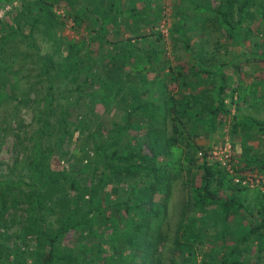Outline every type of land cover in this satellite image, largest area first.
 I'll use <instances>...</instances> for the list:
<instances>
[{"label":"trees","instance_id":"trees-1","mask_svg":"<svg viewBox=\"0 0 264 264\" xmlns=\"http://www.w3.org/2000/svg\"><path fill=\"white\" fill-rule=\"evenodd\" d=\"M6 7L0 264H264V0ZM215 133L229 166L196 141Z\"/></svg>","mask_w":264,"mask_h":264},{"label":"rangeland","instance_id":"rangeland-1","mask_svg":"<svg viewBox=\"0 0 264 264\" xmlns=\"http://www.w3.org/2000/svg\"><path fill=\"white\" fill-rule=\"evenodd\" d=\"M167 3V6H166V10L168 11V4L169 2L168 1H165L164 4ZM3 9V8H2ZM1 9V10H2ZM0 10V16L1 14H3L5 12V10H7V7L3 9V11ZM171 22H172V19L170 18V16H168L167 18H165V20H163V22L161 23V26L164 30H166V26L168 27L169 25H171ZM197 31L198 30H193L192 33L194 34V36H191V42L194 44V45H197L196 42H199L200 38H199V35H197ZM215 37H216V33H211L209 35V40H208V36L206 37V41L203 42V45H204V48H205V51L207 52L208 54V51H211L213 49V42L215 40ZM194 50H196V46H194ZM176 57L177 59L179 60V62L181 63H185L188 59L187 57V52L181 48V47H178L176 49ZM257 67V66H256ZM259 68L261 70H259L256 74H260V72H263L264 74V65L263 66H260L259 65ZM102 108H98L97 112L101 113L102 114ZM20 118L22 120H24L25 122H28L32 119L31 117V112L29 109L27 108H22L21 109V112H20ZM261 116V114H260ZM222 136L219 134V133H215V134H212L211 136V139L205 136H201L199 138L196 139V141L198 143H202L203 145L207 144L209 141L210 143H214L216 141H218L219 143H222ZM224 138H226L224 136ZM216 145V143L213 144L214 146V150H213V155L212 157L214 158H217L218 160L221 161V163H224V161L226 162L227 158L225 157V154L229 153V143H225L224 145L222 144H219ZM67 145L65 146L64 145V149H67V150H70L71 153H75V150H76V145H75V142L72 143L69 142V143H66ZM69 144V145H68ZM12 147V141H11V138L8 137L6 139V141L3 143H0V159L2 162H11V158H12V153H11V148ZM57 157H59L57 155ZM60 163L63 165L65 164V159H62L60 161ZM256 181V180H254ZM106 190H108V188H106ZM180 194H181V184L179 183H176L174 188H173V195L169 201V213H170V217H169V221L171 222H174L175 219L177 218V214H178V208H179V204H180ZM69 239L71 240V237L70 236H67L66 237V241H69Z\"/></svg>","mask_w":264,"mask_h":264},{"label":"built area","instance_id":"built-area-1","mask_svg":"<svg viewBox=\"0 0 264 264\" xmlns=\"http://www.w3.org/2000/svg\"><path fill=\"white\" fill-rule=\"evenodd\" d=\"M213 153L214 152H212V155H213ZM229 154H230V147H229V153L225 154V157L227 158V160H226V162L224 161V163H223L224 165L227 164V166H229V163H228V161H229ZM249 180L251 182H254V180H256V183H258L259 178H256V179L249 178Z\"/></svg>","mask_w":264,"mask_h":264}]
</instances>
